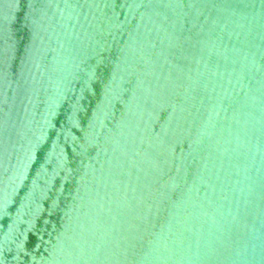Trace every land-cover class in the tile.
Wrapping results in <instances>:
<instances>
[{
	"label": "water",
	"instance_id": "95a60500",
	"mask_svg": "<svg viewBox=\"0 0 264 264\" xmlns=\"http://www.w3.org/2000/svg\"><path fill=\"white\" fill-rule=\"evenodd\" d=\"M0 264H264V0H0Z\"/></svg>",
	"mask_w": 264,
	"mask_h": 264
}]
</instances>
